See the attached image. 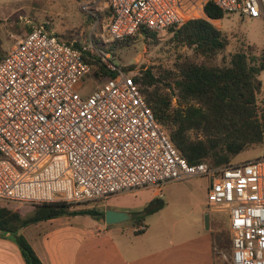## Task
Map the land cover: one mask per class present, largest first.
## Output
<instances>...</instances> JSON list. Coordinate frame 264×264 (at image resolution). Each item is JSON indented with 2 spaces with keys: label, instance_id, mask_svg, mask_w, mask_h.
<instances>
[{
  "label": "built area",
  "instance_id": "1",
  "mask_svg": "<svg viewBox=\"0 0 264 264\" xmlns=\"http://www.w3.org/2000/svg\"><path fill=\"white\" fill-rule=\"evenodd\" d=\"M107 3L108 41L206 17L207 3L264 21V0ZM56 34L33 24L0 59V201L85 204L204 176L210 179L208 207L229 213L233 264H264V156L217 166L190 163L155 119L131 71L93 44L96 35L77 46ZM87 52L115 72L110 78L99 71V79L93 77L100 83L89 93L84 81L96 67L85 61Z\"/></svg>",
  "mask_w": 264,
  "mask_h": 264
},
{
  "label": "trees",
  "instance_id": "2",
  "mask_svg": "<svg viewBox=\"0 0 264 264\" xmlns=\"http://www.w3.org/2000/svg\"><path fill=\"white\" fill-rule=\"evenodd\" d=\"M205 11L206 17L192 18L183 25L168 29L172 33L170 41L173 45L192 50L191 56L181 57L174 70L159 74L152 66L142 68L134 78L153 109L155 119L165 127L174 145L190 163L204 160L215 166L227 165L250 146L264 142V109L258 102V95L263 90L260 76L264 72V48L259 53L255 44L243 45L232 52L225 63L219 64L218 56L226 50L230 37L210 20L222 19L226 12L213 3H207ZM97 14L92 15L93 21L101 17ZM140 33L148 38L158 34L149 28H141ZM133 38L98 43L105 52L115 55ZM76 45L79 46L78 43ZM84 58L96 67L92 76L99 79V71L104 77L115 76L98 54L87 52ZM133 67L124 68L129 70ZM164 205L161 198L150 200L142 211L133 214L135 224L146 226V216ZM105 213L92 208L76 210L72 203L66 201L37 204L29 215L0 205V233L15 236L25 263L45 264L30 241L20 233L21 229L50 218L74 215L105 218ZM141 232L143 230L137 231ZM212 234L216 257L221 250L232 257L230 234L227 231H213Z\"/></svg>",
  "mask_w": 264,
  "mask_h": 264
},
{
  "label": "rangeland",
  "instance_id": "3",
  "mask_svg": "<svg viewBox=\"0 0 264 264\" xmlns=\"http://www.w3.org/2000/svg\"><path fill=\"white\" fill-rule=\"evenodd\" d=\"M107 0H0V42L3 55L9 50L19 38H21L33 24H46L52 28L66 42L76 41L78 44H93L104 49L98 42L109 43L106 40L108 16ZM91 15H90V14ZM99 13L101 17L94 20L92 15ZM98 15V14H97ZM205 16V15H204ZM216 26L221 27L222 31L229 35V45L223 54L218 56L219 64L225 63L230 54L239 50L243 45L255 44L258 46L257 51L260 53L264 48V21L259 18L242 17L238 14L227 13L222 19L213 22ZM95 32V34H94ZM103 35L102 39L100 36ZM99 37L100 41L97 39ZM172 33L164 31L158 33L154 38L145 37L144 34H137L128 46L119 48L115 55L111 54L113 63L122 67L134 66L129 69L135 76L142 68L154 66L157 73H166L168 70L175 69V63L181 57L191 56L192 50L178 48L170 41ZM108 53V52H106ZM264 81V72L261 75ZM101 79V78H100ZM102 80V79H101ZM169 82V80H166ZM165 81V82H166ZM83 90L86 93L92 89L100 80L93 76L85 78ZM83 92V93H84ZM258 102L261 109H264V89L258 95ZM264 156V142L259 145H252L244 152L238 155L235 163L244 162L249 159H256ZM210 187V179L204 176H197L177 181L167 185L164 189L165 206L156 214L146 216V226L149 235H158L164 225L173 226L175 222L189 220L198 222L201 219V206L204 207L206 193ZM154 198L153 188H142L132 192H123L112 196L109 199L97 200L85 204H73L76 210L80 209H97L106 212L109 208L127 209L133 213L143 210ZM0 205L8 206L23 215H29L34 206L29 204H19L13 202L0 201ZM207 213L210 214L209 222L212 232L227 231L232 237V231L229 225V213L222 208H209L206 204ZM61 221L67 219L66 216L59 217ZM75 221V220H74ZM45 221L42 226L31 225L23 230L27 235L41 231L42 227L50 225ZM105 224V218H95L92 215H82L76 219L77 227H95L97 224ZM135 221L128 222L133 226ZM141 226V225H140ZM138 226V227H140ZM143 226V225H142ZM144 228V227H142ZM140 228V229H142ZM22 233V232H21ZM218 264H232V257L227 251L221 250L217 254Z\"/></svg>",
  "mask_w": 264,
  "mask_h": 264
},
{
  "label": "crops",
  "instance_id": "4",
  "mask_svg": "<svg viewBox=\"0 0 264 264\" xmlns=\"http://www.w3.org/2000/svg\"><path fill=\"white\" fill-rule=\"evenodd\" d=\"M109 10L108 6L106 14ZM165 188L161 191L153 189L154 198L151 200H164ZM206 204L207 201L197 213L201 214L197 223L189 220L177 221L173 226L164 225L158 235L151 234L148 237L145 236L148 232L147 226L128 225V222L134 221L132 211L118 208L114 209L126 210L131 214V219L81 228L76 226V219L82 215L66 216L67 219L63 221L59 217L50 218L46 220L50 225L42 227L41 231L25 235L23 230L29 227L27 226L20 233L30 241L45 264H218L214 253L212 227L210 222L209 228L205 225ZM140 211L142 210L137 212ZM44 222L34 225L42 226ZM144 224L146 225L145 220ZM138 230L143 232L137 233ZM25 262L15 236L11 233H0V264H27Z\"/></svg>",
  "mask_w": 264,
  "mask_h": 264
},
{
  "label": "water",
  "instance_id": "5",
  "mask_svg": "<svg viewBox=\"0 0 264 264\" xmlns=\"http://www.w3.org/2000/svg\"><path fill=\"white\" fill-rule=\"evenodd\" d=\"M209 216H210L209 213H207L205 216L206 228H209ZM131 217H132L131 214L127 212L126 210H118L114 208H109L106 210V213H105V222L107 224H114V223L125 221L126 219L129 220L131 219Z\"/></svg>",
  "mask_w": 264,
  "mask_h": 264
}]
</instances>
